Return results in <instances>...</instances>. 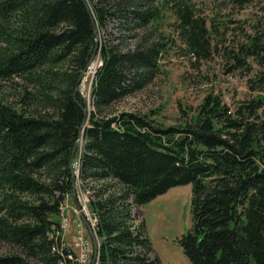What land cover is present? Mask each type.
Listing matches in <instances>:
<instances>
[{"label": "trees", "instance_id": "16d2710c", "mask_svg": "<svg viewBox=\"0 0 264 264\" xmlns=\"http://www.w3.org/2000/svg\"><path fill=\"white\" fill-rule=\"evenodd\" d=\"M88 1L93 17L82 0H0V80L16 78V107L0 99V246L8 248L0 264H73L61 221L84 121L76 87L95 48L94 22L100 33L110 23L120 32L117 42L103 36L95 110L75 158L79 190L90 193L99 263L161 264L139 212L191 185L193 225L181 241L191 264H264V30L235 56L240 67L243 55L257 61L260 94L234 111L209 95L183 129H160L149 116L113 107L159 74L165 45L149 36L162 0ZM175 13L189 49L207 59L205 24L186 8Z\"/></svg>", "mask_w": 264, "mask_h": 264}, {"label": "rangeland", "instance_id": "374dc122", "mask_svg": "<svg viewBox=\"0 0 264 264\" xmlns=\"http://www.w3.org/2000/svg\"><path fill=\"white\" fill-rule=\"evenodd\" d=\"M247 1L184 0L177 3L174 0H162L161 19L150 27L156 32L152 37L149 36L150 44L158 40L165 45L159 63V74L144 91L117 103L113 111L117 114L132 112L146 115L160 129L172 127L181 130L186 123L192 121L198 108L209 95L219 96L224 104L234 111L241 102L260 94L261 92L256 91L259 89H254L255 77L260 71L257 61L243 55L245 66L240 67L235 59L242 46L250 44L252 38L264 30V0ZM179 6L186 8L194 20L205 24L210 42L207 59L190 50L181 37L180 21L175 13ZM141 33L147 35L145 31ZM103 36L107 40L115 37L117 42V38H120L117 24L110 23L108 28L100 33L101 42L104 40ZM121 40L129 46L136 44L133 39ZM94 63L96 68L93 66L92 70L90 69L81 86V94L88 102L90 115L95 110L92 107V87L95 72L102 66L100 57L96 58ZM0 99L16 107V78L0 80ZM75 168H78V164ZM79 183L78 181L77 193L81 192L85 200L89 199L90 209V193L79 190ZM88 190L94 199L93 191L90 188ZM191 202L192 186L183 185L142 207L139 212L137 223L139 225L144 220L151 256L158 258L161 264H191L181 244L193 225ZM66 205L71 210L69 215L79 221L81 218L71 197L67 199ZM63 215L65 216V210ZM61 222L65 239L66 224L64 220ZM92 225L95 227L93 221ZM83 228L87 230L85 224ZM68 240L70 241V238ZM91 250L89 263L92 264L94 243ZM7 251V247L0 246V254ZM97 264H100L99 258Z\"/></svg>", "mask_w": 264, "mask_h": 264}, {"label": "water", "instance_id": "95a60500", "mask_svg": "<svg viewBox=\"0 0 264 264\" xmlns=\"http://www.w3.org/2000/svg\"><path fill=\"white\" fill-rule=\"evenodd\" d=\"M82 1L85 3L90 15L93 17L94 14H93V10H92V6L90 5V2L88 0H82ZM94 27H95V34H96V45H95V48L93 50V53L91 55V58L89 60L87 67L85 68V70L83 71V73L81 74V76L78 80L77 87H76V93L80 91V85L84 81L85 76L89 73L90 69L94 66V64H95L94 61L96 60V58H99V52H100V48H101V37H100V31L98 30L95 22H94ZM83 111H84V121L82 123L78 139L75 142V144L72 148V151H71L70 160H69V169L71 172L72 183H73L72 200H73V203H74L77 211L80 213V217L82 218L83 222L85 223L86 227L88 228L90 236L93 239L94 246H95V258H96L97 253H98V249H99L98 237L95 234L94 230L92 229L91 224L89 223L87 218L81 212V207H80L79 200H78V193L76 192V179H77V177H76L75 170H74L75 158H76L78 152L81 151V148L83 145L82 144L83 139H84L83 130L85 129V126L87 125L88 119H89V111H88V106H87L86 101L84 102Z\"/></svg>", "mask_w": 264, "mask_h": 264}, {"label": "built area", "instance_id": "2783aa9c", "mask_svg": "<svg viewBox=\"0 0 264 264\" xmlns=\"http://www.w3.org/2000/svg\"><path fill=\"white\" fill-rule=\"evenodd\" d=\"M79 201L81 204V211L86 216L88 221L92 226V214L88 207L87 200L84 199L83 193L79 194ZM65 217L63 220L66 224V238L64 245H61L65 251L81 254L80 260L85 259L86 251L90 248L91 237L88 234L87 230H84L82 220L73 219L70 214V207L68 205L64 206ZM65 218V219H64ZM56 235V233H54ZM70 238V241L68 240ZM73 255H71V258ZM85 261V260H84Z\"/></svg>", "mask_w": 264, "mask_h": 264}, {"label": "bare ground", "instance_id": "6f19581e", "mask_svg": "<svg viewBox=\"0 0 264 264\" xmlns=\"http://www.w3.org/2000/svg\"><path fill=\"white\" fill-rule=\"evenodd\" d=\"M96 45V44H95ZM93 68V67H92ZM92 68H91V70H92ZM94 68H96V66L94 65ZM82 84H83V82L81 83V85H80V91L79 92H77V93H79V94H81V86H82ZM82 95V94H81ZM84 101H86L85 99H84ZM86 103H87V106H88V111H89V105H88V102L86 101ZM90 118H91V115H90V113H89V119H88V123H87V125L85 126V129L84 130H86V128H88V126H89V123H90ZM83 130V132H84V139H85V131ZM84 139H83V142H82V144L84 143ZM83 146V145H82ZM82 149V148H81ZM75 166H76V163H75ZM74 170H75V174H76V177H77V179H76V192H78V188H77V184H78V181H79V174H78V172L76 171V168L74 167ZM72 177V176H71ZM73 184V183H72ZM72 194H73V192H72ZM78 197H79V193H78ZM71 198H72V196H71ZM79 200V199H78ZM87 202H89V199L87 198ZM79 204H80V202H79ZM80 207H81V204H80ZM77 210V209H76ZM78 212V211H77ZM82 212V211H81ZM79 213V212H78ZM83 214V213H82ZM79 215H80V213H79ZM84 215V214H83ZM85 216V215H84ZM63 217H65L64 215H63ZM86 217V216H85ZM81 218V217H80ZM82 219V218H81ZM63 220V219H62ZM88 220V219H87ZM83 221V220H82ZM90 223V222H89ZM85 224V223H84ZM92 227V229L94 230V232H95V234L97 235V233H96V230L94 229V227H93V225L91 226ZM63 228H64V226H63V222H62V230H63ZM87 228V227H86ZM87 230H88V228H87ZM66 232V231H65ZM89 232V231H88ZM90 234V233H89ZM97 237H98V235H97ZM64 239V238H63ZM93 240V239H92ZM92 240H91V244H90V248L86 251V254H85V261L84 260H80V257H81V254H76V253H73L74 254V257H72L71 259H72V261H73V264H91V263H89V260H90V258H89V255H90V253L92 252V250H91V248H92V246H93V243H92ZM65 241V240H64ZM98 242H99V239H98ZM99 249H100V246H99ZM99 249H98V253H97V256H96V258H95V253H94V259H93V262H92V264H97V261H98V258H99Z\"/></svg>", "mask_w": 264, "mask_h": 264}, {"label": "crops", "instance_id": "0c3cea01", "mask_svg": "<svg viewBox=\"0 0 264 264\" xmlns=\"http://www.w3.org/2000/svg\"><path fill=\"white\" fill-rule=\"evenodd\" d=\"M65 240V239H64Z\"/></svg>", "mask_w": 264, "mask_h": 264}]
</instances>
